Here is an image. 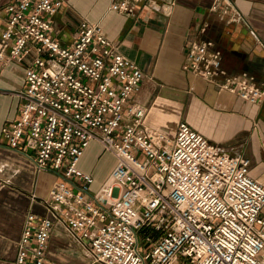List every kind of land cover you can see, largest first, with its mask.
Masks as SVG:
<instances>
[{
  "label": "built area",
  "instance_id": "obj_1",
  "mask_svg": "<svg viewBox=\"0 0 264 264\" xmlns=\"http://www.w3.org/2000/svg\"><path fill=\"white\" fill-rule=\"evenodd\" d=\"M148 1L114 0L110 9L134 15ZM62 3L12 0L0 8V67L28 58L18 112L2 136L24 145L39 170L60 175L45 199L54 216L89 242L97 264H264V186L249 159L185 121L172 135L149 127L146 109L132 100L140 67L98 23L81 21L74 40L61 43L53 17ZM183 68L248 102L264 98L247 74L221 68L212 40H194ZM92 141L114 158L95 190L79 166ZM52 224L26 215L14 264H47Z\"/></svg>",
  "mask_w": 264,
  "mask_h": 264
},
{
  "label": "crops",
  "instance_id": "obj_2",
  "mask_svg": "<svg viewBox=\"0 0 264 264\" xmlns=\"http://www.w3.org/2000/svg\"><path fill=\"white\" fill-rule=\"evenodd\" d=\"M11 1L0 0V8ZM113 1L63 0L53 17L56 37L69 44L81 21L98 23L143 72L132 100L146 109L149 127L172 135L185 121L228 153L247 157L250 175L264 186V98L248 102L218 86L219 79L211 83L183 68L190 44L209 39L227 74L245 73L264 86V0H149L137 4L134 15L111 10ZM4 25L1 11L0 34ZM27 59L0 67V264H14L30 212L53 221L47 264H89V242L77 241L45 202L60 175L39 170L24 145L11 147L2 136L3 125L18 112ZM113 163L92 141L79 166L94 176V185Z\"/></svg>",
  "mask_w": 264,
  "mask_h": 264
},
{
  "label": "rangeland",
  "instance_id": "obj_3",
  "mask_svg": "<svg viewBox=\"0 0 264 264\" xmlns=\"http://www.w3.org/2000/svg\"><path fill=\"white\" fill-rule=\"evenodd\" d=\"M111 155H112V154H111ZM112 166H113V165H112ZM99 185H100V183H99V182H96V184L92 185V190H95ZM139 235H140V238L142 239V238H143V236H142V235H143V232H140ZM140 249L143 250V246H141ZM85 258H86V257H85ZM89 259H90V258H89ZM89 259L86 258V261H87L89 264L91 263V261L94 262V260H92V259L89 260ZM88 260H89V261H88ZM94 264H95V263H94ZM96 264H97V263H96ZM183 264H184V263H183Z\"/></svg>",
  "mask_w": 264,
  "mask_h": 264
},
{
  "label": "bare ground",
  "instance_id": "obj_4",
  "mask_svg": "<svg viewBox=\"0 0 264 264\" xmlns=\"http://www.w3.org/2000/svg\"><path fill=\"white\" fill-rule=\"evenodd\" d=\"M92 143V142H91ZM88 155V154H87ZM93 159V158H92Z\"/></svg>",
  "mask_w": 264,
  "mask_h": 264
}]
</instances>
